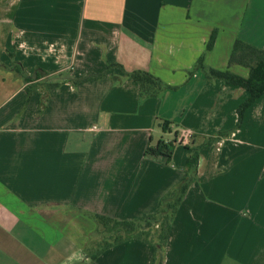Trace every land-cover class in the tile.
<instances>
[{
	"label": "crops",
	"instance_id": "1",
	"mask_svg": "<svg viewBox=\"0 0 264 264\" xmlns=\"http://www.w3.org/2000/svg\"><path fill=\"white\" fill-rule=\"evenodd\" d=\"M238 40L264 50V0H0V264H151L138 240L93 258L94 216L157 213L194 148L163 264H264V96L239 126L249 93L205 73L247 78ZM138 71L171 88L141 98ZM184 130L170 163L146 156Z\"/></svg>",
	"mask_w": 264,
	"mask_h": 264
},
{
	"label": "trees",
	"instance_id": "2",
	"mask_svg": "<svg viewBox=\"0 0 264 264\" xmlns=\"http://www.w3.org/2000/svg\"><path fill=\"white\" fill-rule=\"evenodd\" d=\"M216 36L217 32H214L207 45V51H211L214 48ZM229 65H239L249 69V76L243 78L229 70L219 71L215 69H209L205 73L209 80H221L226 84L239 87L249 93L248 100L238 110L240 126L247 109L264 96V50L238 40L234 45ZM113 66L117 65H110L109 68ZM196 68L197 70H206L204 56L199 59ZM104 75H89L83 78L81 82L101 79ZM131 78L140 86L141 98L143 99L157 98L164 91L171 88L148 72H134L131 74ZM26 80L29 82V79ZM55 86L57 85H51V88ZM47 88L50 87L47 86ZM27 92L30 98L32 88L28 87ZM169 125L168 123L163 124V130L165 132H167ZM231 133L232 131L220 133L217 137L211 139V141L227 137ZM176 143L177 139L170 142L161 139L156 145H149L145 154L147 157L163 159L167 163H170L175 153ZM192 150V154L187 160L185 177L173 191L161 200L157 213L135 221H118L106 216H94L104 239L93 258L98 257L106 250L119 244L130 240H138L154 249L151 264H163V253L170 237L173 221L190 187L197 179L200 148H194ZM152 224H159V229L156 230L155 234L148 231Z\"/></svg>",
	"mask_w": 264,
	"mask_h": 264
},
{
	"label": "built area",
	"instance_id": "3",
	"mask_svg": "<svg viewBox=\"0 0 264 264\" xmlns=\"http://www.w3.org/2000/svg\"><path fill=\"white\" fill-rule=\"evenodd\" d=\"M192 139H193L192 132L184 130L181 132V135L177 140V144L183 145V146H188V145H190Z\"/></svg>",
	"mask_w": 264,
	"mask_h": 264
},
{
	"label": "rangeland",
	"instance_id": "4",
	"mask_svg": "<svg viewBox=\"0 0 264 264\" xmlns=\"http://www.w3.org/2000/svg\"><path fill=\"white\" fill-rule=\"evenodd\" d=\"M1 44V43H0ZM0 52H1V47H0ZM4 71L0 72L3 73ZM165 92V91H164ZM164 92L162 94H164ZM175 99V97H173ZM162 136H165V138H170L172 139L173 137L170 136V135H165L163 132H162ZM159 229V224H152V226L148 229V231L150 232H153V234H155L156 230Z\"/></svg>",
	"mask_w": 264,
	"mask_h": 264
}]
</instances>
